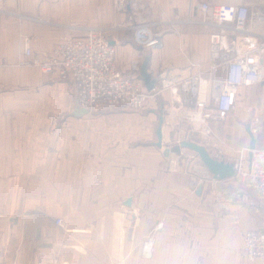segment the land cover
I'll return each mask as SVG.
<instances>
[{"label":"crops","instance_id":"obj_1","mask_svg":"<svg viewBox=\"0 0 264 264\" xmlns=\"http://www.w3.org/2000/svg\"><path fill=\"white\" fill-rule=\"evenodd\" d=\"M201 2L245 5L253 14L249 30L259 35L231 36L232 55L264 48V20L253 22L256 14L264 18V0H160L148 6L146 19L177 20L175 25L160 29L162 43L155 49L138 45L134 31L126 39H112L117 69L142 78L146 66L155 80L167 68L184 78L206 71L209 30L191 22L200 16ZM83 4L0 0V89L42 86L51 101L63 106L55 114L65 121L55 127L53 118L41 124L25 119L23 109L0 108V264H264L242 253L244 234L261 225L260 215L239 201L227 203L228 211L220 213L208 187L191 180L211 176L199 158L168 171L170 156L157 146V131L160 119L167 121L169 93L142 111L88 115L79 105L72 111L71 83H56L36 68L20 66L25 37L45 59L64 36L81 34L72 27L97 24L103 0ZM255 123L260 129L253 134L256 148L264 149V79L239 89L235 109L224 122L210 123L216 143L199 135L187 141L234 163L240 151L250 148L248 131ZM229 186L220 189L230 192ZM56 219L63 220L65 230ZM152 235L154 252L146 257L144 243Z\"/></svg>","mask_w":264,"mask_h":264},{"label":"built area","instance_id":"obj_2","mask_svg":"<svg viewBox=\"0 0 264 264\" xmlns=\"http://www.w3.org/2000/svg\"><path fill=\"white\" fill-rule=\"evenodd\" d=\"M159 1L113 0L116 11L133 21L134 39L144 49L159 48L162 43L160 29L173 26L177 21L152 22L146 19L148 6L157 5ZM198 10L200 16L191 22L209 30L210 58L207 70L184 78L175 74L172 69H164L156 76V85L152 90L146 87L141 77H126L117 69L116 47L103 36L104 31L101 28L72 27L81 34L64 36L45 59L36 55L32 49V39L25 37L24 60L20 62V66L36 68L53 82L71 83L79 108L87 114L108 109L142 111L167 92L171 101L166 109L167 121L164 123L163 132L167 128L168 136L167 139L164 136L161 150L171 148V135L174 146L181 145L192 135H199L216 143L210 123H221L229 117L235 109L239 89L263 81L264 48L254 53H230L231 36L259 35L249 30L253 14L247 6L210 5L201 2ZM256 16L258 19L254 23L264 20L260 14ZM138 70L136 64L133 71ZM170 119L173 122H168ZM177 122L186 124L188 130L183 131ZM251 131L254 135L260 132L256 123L251 126ZM251 152V158L249 149L239 152L234 161L235 176L230 180L218 181L212 176L191 179L196 184L201 183L208 187L219 203L220 213L225 214L228 211L227 203L239 201L260 215L261 225L248 230L243 237L242 253L250 262L264 260V149L255 148ZM195 158L198 160L199 157L187 149H182L179 156L168 159L167 169L175 173L183 161ZM217 159H224L221 153L217 154ZM222 184L233 185L235 190L223 191L219 188ZM252 195L256 197L259 205H255ZM55 225L65 230L62 219H56ZM154 246L155 238L152 235L144 243L143 254L150 257ZM40 258L45 259L47 255L40 254Z\"/></svg>","mask_w":264,"mask_h":264},{"label":"rangeland","instance_id":"obj_3","mask_svg":"<svg viewBox=\"0 0 264 264\" xmlns=\"http://www.w3.org/2000/svg\"><path fill=\"white\" fill-rule=\"evenodd\" d=\"M81 2H83L84 3L83 5H85L87 0H81ZM103 2H104V10H103L102 18L97 19V24H94L96 26L92 25L93 27L90 28L103 29L104 31L103 36L109 41L117 37H119L121 40L126 39L125 36H128L130 34V31H133L132 28L134 27L133 21L129 20L126 15L122 13H118L116 11L113 0H103ZM163 21H168V20H163ZM18 71H22V70H18ZM75 99L76 98L74 97L72 99V105H71L72 111L78 107L77 100ZM62 107L63 106L60 105L58 101L53 102L50 100V97L47 94V90H45V88H43L42 86L34 87V88H29L27 86H20L15 88L6 87L0 89V108L23 109L24 117L27 120L33 119V121L35 122L36 119H38L39 123L46 124V123H50V119L53 118L54 119L53 123L55 124V127H60L63 124V122H65L64 117L58 116L55 113H59L58 111L60 109L62 110ZM47 111H53V112H50V114L47 115ZM99 111H103V110H99ZM93 114L94 113L88 115H93ZM31 213L33 212L27 210L25 214H31Z\"/></svg>","mask_w":264,"mask_h":264},{"label":"water","instance_id":"obj_4","mask_svg":"<svg viewBox=\"0 0 264 264\" xmlns=\"http://www.w3.org/2000/svg\"><path fill=\"white\" fill-rule=\"evenodd\" d=\"M113 45V43H111ZM142 78L143 81L146 85V87L149 90H152L153 88H155L156 85V80L152 78V76L147 73L146 70V66L143 67L142 70ZM82 113L87 114V112L85 110L81 109ZM164 122L165 120L163 118L160 119V126L159 129L157 131V135H158V143L157 146L159 148L163 147V139H164V132H163V126H164ZM248 133L251 136V144H250V158L252 156V150H254L256 148V140L255 137L252 133L251 130L248 131ZM182 149H187L192 151L193 153H195L200 161L202 162V164L205 166V168L208 170V172L210 173V175L218 181H226V180H230L235 176V167H234V163L231 162H227L224 159H217L215 157H213L209 151L207 150L206 147L199 145L197 143H193V142H188L185 141L183 143H181V145L179 146H174L173 148H166L165 150V155L169 156L171 153L176 154L177 156H179L181 154V150ZM201 188L199 189V192H201Z\"/></svg>","mask_w":264,"mask_h":264},{"label":"trees","instance_id":"obj_5","mask_svg":"<svg viewBox=\"0 0 264 264\" xmlns=\"http://www.w3.org/2000/svg\"><path fill=\"white\" fill-rule=\"evenodd\" d=\"M228 189L233 191V190H235V187H234L233 185H230V186L228 187ZM252 197L254 198L255 205H256V206L259 205L258 202L255 200L256 197H255L254 195H252ZM263 210H264V209H263Z\"/></svg>","mask_w":264,"mask_h":264},{"label":"bare ground","instance_id":"obj_6","mask_svg":"<svg viewBox=\"0 0 264 264\" xmlns=\"http://www.w3.org/2000/svg\"><path fill=\"white\" fill-rule=\"evenodd\" d=\"M167 129V128H166ZM168 130V129H167ZM172 154V153H171ZM171 154L169 155V156H171ZM169 158H176V154H172V156L171 157H169Z\"/></svg>","mask_w":264,"mask_h":264}]
</instances>
